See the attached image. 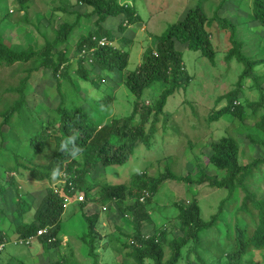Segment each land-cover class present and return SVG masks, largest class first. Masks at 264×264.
<instances>
[{
	"label": "trees",
	"instance_id": "trees-1",
	"mask_svg": "<svg viewBox=\"0 0 264 264\" xmlns=\"http://www.w3.org/2000/svg\"><path fill=\"white\" fill-rule=\"evenodd\" d=\"M76 2L91 7L92 11L84 14L76 11L77 19L62 24L51 41L42 32L46 44L41 49L36 50L33 46L27 49L17 48L0 38L1 71L18 62L31 63L34 60L24 70L27 74L19 77L15 85L2 88L0 84V196L13 186L17 203L15 213L24 218L17 224L18 239L29 238L36 235L38 230L45 229L46 232L37 236L44 250L56 247L60 244L59 233L67 201L82 196L76 207L81 212L86 227L79 240L85 245V254L93 260V264H100L97 250L102 234L98 229L101 225L100 213L86 209L91 203L100 207L114 205L119 217H128L131 232L125 234L124 240L116 238L119 239L118 254L129 260L130 264H145L148 259L151 264H175L183 257L184 249H189L187 247L191 241H194V249L189 252H195L198 264H205V260L199 255L201 248L197 236L213 225L216 216L224 210L223 205L231 201L236 192H243L241 208L247 206L248 202H253L257 222L254 227L235 226L234 232L229 236L232 245L222 254L225 256L222 264H258L256 256L264 255V194L258 195L256 187L264 180V168H261L264 157L255 158L245 150L248 162L240 163L243 143L239 134L231 127L228 135H222L215 142L209 143L211 155L208 162L213 169L223 172L222 175L209 176L201 169L198 176L182 177L167 165L153 176H148L147 170H141L134 172L124 182L100 184L97 182L96 171L125 164L140 146L151 148L150 138L156 129L154 124L159 120V115L164 113L168 99L177 90L185 89L192 79L185 65L184 50L200 52L211 63L215 62L217 52L210 31L215 21L218 29L231 30L230 40L235 47L228 51L227 57L236 58L244 64L241 79L253 77L252 70L258 65L264 68V56L254 58L244 53L245 50L241 49L244 43L237 35V25L221 17L217 11L209 17L203 6L197 4L188 9L180 20L169 25L165 32L155 37V44L147 48L139 66L123 74L124 84L136 99L132 103L131 112L112 116L108 107L112 105L114 94H109L108 89L117 72L127 69L129 51L125 46H117L114 31L104 28L102 24L109 18L122 15L125 20L118 21L119 31L125 32L131 23L139 19L140 14L132 4L121 3L120 0ZM20 3L24 8L23 18L29 21L28 6L23 1ZM57 10L67 9L64 6L54 7L52 13ZM251 11L255 20L264 26V0H253ZM87 15L97 16L96 28L82 34L73 54L66 56L65 48H59L65 45L81 18ZM53 20L50 16V24H53ZM35 27L38 29V25ZM120 36V41L124 43L130 40L125 35ZM102 37L110 43L100 45L99 39ZM176 43L184 45L185 49L178 48ZM261 48L259 45V49ZM90 57L93 62L89 67L87 61ZM72 58L78 64L75 73L84 82L95 87V92L89 95L96 104L94 106L88 105L89 99L80 94L73 81L70 72ZM47 71L52 72L54 77L47 89V97L56 99L57 103L52 105L40 102L39 105H32L28 99V95L35 90L31 77L37 72L50 73ZM254 77L260 99L240 102L241 83H238L236 88L229 89L218 97L208 113L207 124L213 127L216 121L222 118L224 120V117H234L244 123L248 121L252 124L249 140L260 151H264V72L259 77ZM158 81L165 82L166 87L153 101L148 103V98L143 101L141 96L145 90ZM219 104L222 106L218 107ZM151 116L152 124L148 128ZM3 127L8 128L7 134ZM164 130H168V125H164ZM69 136L73 137L75 145L80 149L75 158L59 151L60 143ZM20 174L38 181L48 180L50 183L45 186V193L33 211V201L23 197L24 193L15 182V177ZM170 179L197 182L200 185L209 183L216 188L226 187L229 194L220 201L219 213L209 222L204 221L201 216V207L195 197L187 204L174 202L177 213L173 220L179 222L177 228L180 234L175 235L162 222L156 225L152 233L146 235V226L153 222L148 205L162 184ZM1 216L3 219L7 218L3 214ZM2 234L0 232V244L4 241ZM167 247L168 253L165 250ZM45 264L77 263L73 256L60 255ZM115 264L125 263L120 261Z\"/></svg>",
	"mask_w": 264,
	"mask_h": 264
},
{
	"label": "rangeland",
	"instance_id": "rangeland-1",
	"mask_svg": "<svg viewBox=\"0 0 264 264\" xmlns=\"http://www.w3.org/2000/svg\"><path fill=\"white\" fill-rule=\"evenodd\" d=\"M22 1L28 6L29 21H25L23 18L24 8L20 3ZM252 1L120 0L121 3L132 4L140 17L131 23L125 32L119 31L120 22L118 21L125 20L122 15L109 18L111 21L102 24L104 28L114 31V36L117 37V46H125L126 48H124L129 51L127 69L124 72H117L116 77L112 78L111 89H108L109 94H114L112 105L108 107L111 115H123L131 112L132 103L136 99L124 84L123 74L139 66L147 48L155 44V37L165 32L169 25L184 17L188 9L197 4L203 6L209 17H212L217 11L221 17L237 25V35L243 40L244 45L241 49L245 50L244 53L254 58L264 56V26L255 20L252 14ZM58 6H64L67 10H57L52 13L54 7ZM76 11L84 14L92 11V8L81 5L76 0H0V38H4L8 44L17 48L27 49L29 46H33L36 50L41 49L46 44L41 33L44 32L49 41L53 40L57 29L62 24L77 19ZM50 16L54 19L53 24L49 22ZM96 18V15H87L81 18L68 41L59 48L61 50L65 48L66 56L73 54L77 40L82 34H87L89 30L96 28ZM35 25H38V29ZM210 31L217 52L214 63L201 56L200 52L186 50L184 45L176 43L178 48L185 49L184 61L192 79L185 89L177 90L168 99L164 113L159 115V120L154 124L156 129L150 138L151 148L140 146L125 164L97 170V173L95 172L97 182L100 184L121 183L134 172L141 170H147L148 176H153L159 170H164L167 165L182 177L198 176L201 169L209 176L222 175L223 172L216 171L208 162V157L211 155L209 143L215 142L222 135H228L230 127L242 139L240 163L248 162L245 150L255 158L264 157V151H260L259 147L252 145L249 140L248 134L252 132V124L248 121L244 123L237 118L223 116L224 120L222 118L216 121L213 124L215 126L209 127L207 124L208 113L218 97L229 89L236 88L238 83H241L240 102L259 100L260 93L255 87L254 76L259 77L264 72V68L258 65L252 70L253 77L241 79L240 75L245 69L244 64L238 62L236 58L229 59L227 57L228 51L235 47L230 40L231 30L218 29V23L215 21L210 27ZM120 35H125L130 40L124 43V41H120ZM259 45L262 46L261 49H259ZM72 59L70 72L73 75V81L80 94L89 99L88 105L94 106L95 102L90 99L89 95L95 92V87L84 82L75 73L78 64L75 58ZM35 62L37 63V61ZM32 63L34 60L31 63L30 61L27 63L18 62L0 70L1 87L15 85L19 77L27 74L24 70ZM87 63L91 64L89 61ZM53 81L52 72L46 74L37 72L31 77L35 90L28 95V99L32 105H39L40 102L52 105L57 103L56 99L47 97V89ZM166 85L163 81L154 82L145 90L141 99L145 101L144 99L148 98V103L153 101L152 99ZM262 87L264 88V81ZM222 104L217 106L221 107ZM137 118L139 119V116ZM152 118L153 116L147 123L148 128L152 124ZM165 124L168 125L166 132ZM3 131L7 134L8 128L3 127ZM261 168H264V164L261 165ZM15 182L19 184L21 192L24 193L23 197L33 201L32 211L45 193V186L50 184L48 180L38 181L31 176L21 174L15 177ZM12 187H9L4 195L0 196V232L3 233L4 238L0 248V264H45L60 255L73 256L77 264H93V260L85 254V245L79 240L86 225L81 212L76 207V200L69 199L67 201L59 233L60 244L44 250L39 237L34 238L30 244H19L17 224L24 218L18 217L15 213L17 203ZM256 192L258 195L264 194V180L258 184ZM228 194V188H216L209 183L200 185L197 182L167 180L148 205L153 222L146 226L145 233L146 235L152 233L156 225L163 222L172 229L175 235L180 234L177 228L179 222L173 220L177 213L174 202L187 204L194 197L201 207V216L205 219L204 221L209 222L214 215L219 213L220 201ZM243 197V192H236L231 201L223 205L224 210L216 216L213 225L197 236L196 239H199L201 248L199 255L205 260V264H222L225 258L222 254L232 245L229 236L231 232H234L235 226L256 225L257 218L253 202H248L247 206L241 208ZM86 209H89L90 212L100 213L101 225L99 224L100 228L98 229L101 231L102 240L98 244L97 250L99 263L115 264L124 261L125 264H130L129 260L118 254L120 248L117 247L118 238L124 240L125 234L132 230L128 217L127 219L119 217L118 211L111 204L100 207L98 204L91 203ZM30 213H28V217ZM2 214L7 218L3 219ZM185 249L183 257L175 264H198L195 261V252H189L194 249V241L189 243L188 250ZM165 250L167 253L169 252L168 247ZM256 261L258 264H264V255L256 256ZM145 264H151V261L148 259Z\"/></svg>",
	"mask_w": 264,
	"mask_h": 264
},
{
	"label": "clouds",
	"instance_id": "clouds-1",
	"mask_svg": "<svg viewBox=\"0 0 264 264\" xmlns=\"http://www.w3.org/2000/svg\"><path fill=\"white\" fill-rule=\"evenodd\" d=\"M70 145H71V147H69ZM59 151L65 152L69 156H71L72 158H75V157H77L80 149H79V147H77L75 145V142H74L73 137L69 136L64 141H62L60 143V145H59ZM79 197L76 199V201H81L82 200V198L80 199ZM44 232H46L45 229H40V230H38V232H37L36 235L30 236L29 238H25V239H21V238L18 239V243L19 244H24V243L31 242L34 238H36L37 236L43 234ZM3 242L0 244V248H1L2 244H3Z\"/></svg>",
	"mask_w": 264,
	"mask_h": 264
},
{
	"label": "built area",
	"instance_id": "built-area-1",
	"mask_svg": "<svg viewBox=\"0 0 264 264\" xmlns=\"http://www.w3.org/2000/svg\"><path fill=\"white\" fill-rule=\"evenodd\" d=\"M108 43H109V41H108L105 37H102L101 39H99V44H100V45H106V44H108ZM82 51H85V50H82ZM88 61H89V62H93L92 57H90V58L88 59ZM79 198L81 199L82 196H80Z\"/></svg>",
	"mask_w": 264,
	"mask_h": 264
},
{
	"label": "crops",
	"instance_id": "crops-1",
	"mask_svg": "<svg viewBox=\"0 0 264 264\" xmlns=\"http://www.w3.org/2000/svg\"><path fill=\"white\" fill-rule=\"evenodd\" d=\"M110 19H108L107 21H105V22H108ZM111 21V20H110Z\"/></svg>",
	"mask_w": 264,
	"mask_h": 264
}]
</instances>
